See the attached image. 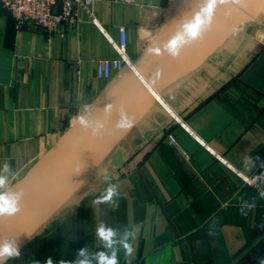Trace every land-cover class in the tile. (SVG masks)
<instances>
[{"label":"crops","instance_id":"crops-1","mask_svg":"<svg viewBox=\"0 0 264 264\" xmlns=\"http://www.w3.org/2000/svg\"><path fill=\"white\" fill-rule=\"evenodd\" d=\"M184 1L94 0V20L79 8L77 24L49 37L17 28L0 5V167L12 165L11 186L120 78L97 72L101 60L118 56L111 38L119 41V26L127 27L126 52L138 62ZM258 14L264 18V8ZM257 29L238 27L196 71L161 91L171 117L158 101L7 264L71 261L85 246L90 255L104 251L95 235L100 222L117 239L134 233V252L121 250L120 264H264V181L257 188L241 177L264 173V38ZM168 133L178 145L166 141ZM105 175L119 186L118 206L94 202Z\"/></svg>","mask_w":264,"mask_h":264},{"label":"water","instance_id":"water-1","mask_svg":"<svg viewBox=\"0 0 264 264\" xmlns=\"http://www.w3.org/2000/svg\"><path fill=\"white\" fill-rule=\"evenodd\" d=\"M204 4L205 0L179 3L136 63V70L122 75L83 115L90 121L104 122L105 129L101 135L92 136L78 120L22 179L11 186L13 191L23 192L21 211L12 217H0V241L15 240L18 246L22 244L70 201L94 170L158 101L167 107L161 91L185 72H192L240 27L241 24L231 31V28L224 30L212 42L229 14L240 10L248 16L246 21L253 17H250L253 10L264 8V0H228L227 3L217 4L211 27L185 45L173 58L167 51L168 42L183 22H194V15ZM121 112L132 120L128 130L116 127Z\"/></svg>","mask_w":264,"mask_h":264},{"label":"clouds","instance_id":"clouds-1","mask_svg":"<svg viewBox=\"0 0 264 264\" xmlns=\"http://www.w3.org/2000/svg\"><path fill=\"white\" fill-rule=\"evenodd\" d=\"M227 2L228 0H205L204 6L194 15V22H183L176 35L168 42L167 51L169 54L173 58L177 57L185 45L199 38L203 31L211 27L214 9L217 4ZM79 123L92 136L101 135L105 129L104 122L99 120L90 121L86 116H80ZM131 126V118L126 113L121 112L120 120L117 122L116 127L118 129L128 130ZM259 159L260 157L257 156L256 160ZM261 167L264 168V164H261ZM15 178L16 172L12 165L5 162L0 167V217H12L21 211L20 202L23 198V192L13 191L10 185V181L15 180ZM104 178L107 181V186L94 202L97 204L118 206V200L122 195L119 191V186L111 182L110 176L105 175ZM256 179L264 181V173H261ZM259 195L264 197V191L259 190ZM246 207L252 209L255 207V203L247 204ZM241 214H247L243 207L241 208ZM95 235L102 242L104 251L90 255L88 246H85L76 252V258L74 260H60L56 264H94V262L95 264H120L119 253L121 250H123L125 256H131L134 252V248L129 240L130 235H134L133 232H125L122 239H117V230L113 227L106 226L104 222H100L96 228ZM20 255L21 252L15 240L0 241V264H7L8 260L19 258ZM45 264H54V261L49 257L45 261Z\"/></svg>","mask_w":264,"mask_h":264},{"label":"built area","instance_id":"built-area-1","mask_svg":"<svg viewBox=\"0 0 264 264\" xmlns=\"http://www.w3.org/2000/svg\"><path fill=\"white\" fill-rule=\"evenodd\" d=\"M93 2L94 0H0V5L14 18L17 28L39 29L49 37L55 34L64 35L66 26L77 24L79 8L84 9L92 16ZM257 30L258 34L264 38V18L259 21ZM119 32V41L111 38L118 56L103 59L98 64V76L106 80H112L115 74L121 77L127 72L136 70L137 61L126 52L127 27L120 25ZM166 141L171 145H178L176 138L171 133L166 134ZM259 175L257 170L251 174L241 173L245 183L257 188L259 180L256 178Z\"/></svg>","mask_w":264,"mask_h":264},{"label":"bare ground","instance_id":"bare-ground-1","mask_svg":"<svg viewBox=\"0 0 264 264\" xmlns=\"http://www.w3.org/2000/svg\"><path fill=\"white\" fill-rule=\"evenodd\" d=\"M255 9V8H254ZM260 11V9H255L251 12V16H253L254 18H256V16L258 15V12ZM247 15L241 13L240 10H236L234 12H232L231 14H229L227 16L226 19H224L225 21L223 22L224 24H221L216 32L215 37L213 38L212 42L216 39L217 36H220L221 33L226 30L231 24H238L242 21H245V19H247ZM252 17V18H253ZM194 68V67H193ZM192 68V69H193ZM192 71V70H191ZM190 72V71H189ZM183 76V75H182ZM180 76L179 78H177L176 80H174L173 82H171L169 85H167L162 91L165 92L167 91V89L171 88L173 85H175L178 81H180L181 79H183V77ZM182 81V80H181ZM175 83V84H174ZM156 109V104L154 105L153 109ZM166 109L168 110V112H171V107L169 105H167ZM164 112V111H163ZM172 113V112H171ZM170 114V113H169ZM114 163V162H113Z\"/></svg>","mask_w":264,"mask_h":264},{"label":"rangeland","instance_id":"rangeland-1","mask_svg":"<svg viewBox=\"0 0 264 264\" xmlns=\"http://www.w3.org/2000/svg\"><path fill=\"white\" fill-rule=\"evenodd\" d=\"M262 9H260V11H261ZM259 11V12H260ZM262 19V15L261 14H258L257 16H256V18H249L248 20H246V21H242V22H240V23H238V24H231L228 28H231L230 29V31L231 30H233V29H235L236 27H238L240 24V26H245V25H252L254 28H258L259 27V21ZM227 28V29H228ZM226 29V30H227ZM195 67V66H194ZM198 67V66H197ZM196 69H198V68H195V70L194 71H196ZM193 70V69H192ZM199 70H200V73H204L205 71H204V68L203 67H201V69H200V67H199ZM204 71V72H203ZM187 73H189L188 71L187 72H185L184 74H183V78L184 77H186L187 76ZM175 84V83H174ZM170 89V88H169ZM169 89H167V90H169ZM157 105H156V109H157ZM159 107H160V105H159ZM158 107V108H159ZM162 109V108H161ZM164 112V117H166V118H170L171 117V112H168V111H166V110H164V109H162ZM155 111V110H154ZM170 113V114H169Z\"/></svg>","mask_w":264,"mask_h":264}]
</instances>
